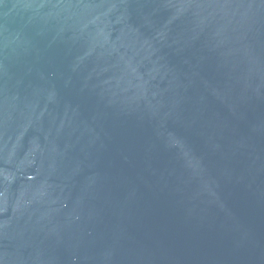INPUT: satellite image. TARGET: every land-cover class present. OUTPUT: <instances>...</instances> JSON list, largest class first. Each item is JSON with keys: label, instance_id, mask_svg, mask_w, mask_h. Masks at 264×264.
<instances>
[{"label": "water", "instance_id": "95a60500", "mask_svg": "<svg viewBox=\"0 0 264 264\" xmlns=\"http://www.w3.org/2000/svg\"><path fill=\"white\" fill-rule=\"evenodd\" d=\"M0 264H264V0H0Z\"/></svg>", "mask_w": 264, "mask_h": 264}]
</instances>
